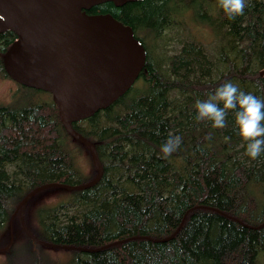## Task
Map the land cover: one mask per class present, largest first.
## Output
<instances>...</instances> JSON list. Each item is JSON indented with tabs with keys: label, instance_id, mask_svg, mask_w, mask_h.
Masks as SVG:
<instances>
[{
	"label": "trees",
	"instance_id": "trees-1",
	"mask_svg": "<svg viewBox=\"0 0 264 264\" xmlns=\"http://www.w3.org/2000/svg\"><path fill=\"white\" fill-rule=\"evenodd\" d=\"M246 4L234 20L218 0L107 2L84 11L129 27L145 60L123 96L70 124L94 147L101 178L37 208L35 229L27 227L40 242L91 250L64 249L71 257L61 264H262L264 155L255 161L244 155L233 114L227 127L213 129L196 121L194 107L225 81L264 99V0ZM187 13L215 36L212 47L190 35L166 37L181 35L179 20ZM14 39L0 33V80H11L2 55ZM15 85L10 102L0 104V234L31 190L82 185L96 174L87 150L62 127L50 95ZM169 134L182 143L162 159ZM81 150L90 160L89 178L76 164ZM18 225L22 230L19 219ZM22 233L25 253L10 251L8 264H40L32 248L44 246Z\"/></svg>",
	"mask_w": 264,
	"mask_h": 264
},
{
	"label": "water",
	"instance_id": "water-1",
	"mask_svg": "<svg viewBox=\"0 0 264 264\" xmlns=\"http://www.w3.org/2000/svg\"><path fill=\"white\" fill-rule=\"evenodd\" d=\"M139 1L142 0H0V33L11 32L15 37L2 55L5 72L13 82L50 95L62 127L87 150L96 172L85 184L47 183L21 199L16 211L22 230L38 245L75 249L34 239L23 224V207L44 190H83L101 178L102 168L94 147L70 124L92 116L123 96L145 60V50L129 27L109 15H87L84 11L107 2L120 7ZM263 73L264 70L259 75Z\"/></svg>",
	"mask_w": 264,
	"mask_h": 264
},
{
	"label": "clouds",
	"instance_id": "clouds-1",
	"mask_svg": "<svg viewBox=\"0 0 264 264\" xmlns=\"http://www.w3.org/2000/svg\"><path fill=\"white\" fill-rule=\"evenodd\" d=\"M218 6L229 20L244 15L246 0H218ZM197 122H210L213 129L227 127V117L234 115V125L241 140L244 155L255 161L264 155V99L245 93L237 84L225 81L209 93L207 99L195 103ZM182 137L169 134L161 145L162 159L179 150Z\"/></svg>",
	"mask_w": 264,
	"mask_h": 264
},
{
	"label": "rangeland",
	"instance_id": "rangeland-1",
	"mask_svg": "<svg viewBox=\"0 0 264 264\" xmlns=\"http://www.w3.org/2000/svg\"><path fill=\"white\" fill-rule=\"evenodd\" d=\"M179 20L181 27L183 30H180L179 36L174 35L173 33L167 34L168 39H172V41H177L182 37V35H190L194 36L198 39H200L203 42H209V45L212 47V43L216 41L215 36L210 35L205 28H202L198 25L193 24L192 15L191 13H187L186 15H183ZM197 19V18H196ZM211 33V32H210ZM16 85L13 81L7 80V79H1L0 80V104H8L10 102V98L16 92ZM29 98V95H27ZM27 103L26 100H23V104ZM73 142V141H72ZM75 146L76 144L73 142L71 144ZM77 151V149H76ZM76 164L80 168V172L82 175L88 176V178L91 176L92 173V167L90 164V160L88 157V154L85 150H81L79 154L76 157ZM68 191L64 189H47L42 191L41 193L37 194L33 198H31L23 208L22 211V221L24 226H26V229L31 228L35 229V219H34V211L39 208L46 206L45 204H57L58 200L64 198V195H67ZM18 214L17 211L12 215L10 219V223L8 225V228H4V230L0 234V264H8L9 258L12 256L13 253L10 251H13L15 254H18V252H24L23 246H27V239L24 237L22 230H20L18 225ZM20 224V221H19ZM10 234H11V240H10ZM20 246L16 249V246ZM32 252L40 257V264H61L62 262L66 261L68 258L71 257V253H68L64 249H56L52 247H33ZM263 259H260V262L264 264ZM16 263L17 260H16Z\"/></svg>",
	"mask_w": 264,
	"mask_h": 264
}]
</instances>
